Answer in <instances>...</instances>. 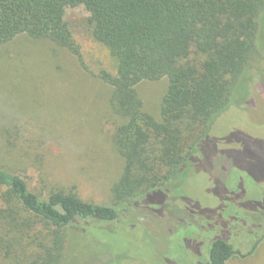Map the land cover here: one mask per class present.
Here are the masks:
<instances>
[{
  "label": "rangeland",
  "instance_id": "obj_1",
  "mask_svg": "<svg viewBox=\"0 0 264 264\" xmlns=\"http://www.w3.org/2000/svg\"><path fill=\"white\" fill-rule=\"evenodd\" d=\"M64 18L82 60L25 35L0 45V166L42 196L73 190L107 205L124 163L113 145L119 120L109 107L111 87L96 75L113 71L114 61L91 38L82 6L66 8ZM256 48L195 165L120 203L114 221L68 226L60 264H209L215 238L242 252L228 264H264V20ZM166 85L135 86L156 119Z\"/></svg>",
  "mask_w": 264,
  "mask_h": 264
},
{
  "label": "trees",
  "instance_id": "obj_2",
  "mask_svg": "<svg viewBox=\"0 0 264 264\" xmlns=\"http://www.w3.org/2000/svg\"><path fill=\"white\" fill-rule=\"evenodd\" d=\"M75 6L87 11L91 38L114 61L113 71L96 76L111 87L109 107L119 120L113 145L123 159L122 174L106 205L82 200L73 190L42 196L0 166V264H60L68 226L114 221L120 203L191 169L258 55L256 35L264 20V0H0V45L25 35L82 60L64 18ZM161 79L167 85L156 119L143 109L135 86ZM242 255L215 238L209 264Z\"/></svg>",
  "mask_w": 264,
  "mask_h": 264
}]
</instances>
